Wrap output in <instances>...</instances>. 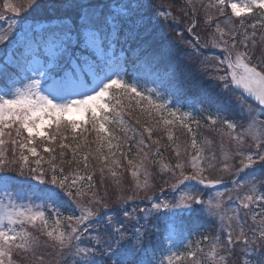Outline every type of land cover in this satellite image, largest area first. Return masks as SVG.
<instances>
[{
    "label": "snow or ice",
    "instance_id": "obj_1",
    "mask_svg": "<svg viewBox=\"0 0 264 264\" xmlns=\"http://www.w3.org/2000/svg\"><path fill=\"white\" fill-rule=\"evenodd\" d=\"M189 5L195 12L191 0ZM146 7L141 0H101L99 3L93 0H26L22 4L3 0L0 21L7 19L8 27L0 32V83L3 84L0 88V264H70L69 258L71 264H100L97 256L104 258L103 264H155L148 257L149 247L155 249L165 241H172L173 234L163 233L170 229L174 233L176 219L182 220L184 213L197 212L218 216L221 221L219 235L211 238L203 235L201 240L203 244L211 239V264H264V119H256L257 114L264 116V32L257 40L256 24L250 25L253 31L249 34L247 30L240 32L239 28H244L242 20L239 28L232 21V17L241 18L242 14L258 9L262 10L260 27L264 28V0H244L243 3L208 0L200 5L204 10V23L208 27L215 23L211 47L223 53L222 58H214L219 73L215 79L226 92L220 97L219 105L238 104L240 107L239 123L234 119H221L219 106L216 115L209 113L207 116L212 126L222 124L226 127L227 132L221 134L227 135L234 146L231 152L224 150V162L219 170L231 172L232 165L228 161L240 157L236 172L243 175L234 183L237 188H246L247 192L236 195L240 211L232 215L223 210L220 198L224 193L205 200L202 190L186 184L195 181L210 189L222 183L210 172L216 167L215 152L210 151L207 157L204 155L205 147L198 144L187 123L192 119L191 113L177 115V112L168 111L166 103L154 99V95H159L156 89L147 90L146 95L137 83L125 79V65L150 63L157 55L155 38L142 12ZM226 8L231 9L230 15H226ZM28 10L42 12L39 20L43 22L21 24L27 19L21 13ZM213 11L225 19L214 22ZM9 13L12 15L8 16ZM155 15L167 19L171 13L158 9ZM196 27L193 22L187 31L193 32ZM199 41L197 36L196 43L191 46L195 47ZM204 46L209 45L205 43ZM236 90H242L238 97L233 95ZM249 97L257 102L256 109L246 105ZM132 101L148 120L137 141L136 158L128 159L131 147L123 151L121 137L107 125L116 124L126 134L128 129L123 127V116L125 111L131 114L134 110ZM166 111L174 119L163 115ZM150 121L162 124L169 140L175 141L169 126L177 122L192 133L191 152L185 148L182 157L180 145L174 142L176 162L160 164L162 172L170 173L164 183L178 193L172 200L156 202L147 195L152 185L146 164L157 161L149 160L150 153L145 149L150 145L145 143L144 133L152 144H159V140H152L154 129ZM243 121H247L246 127ZM192 122L200 123L198 120ZM136 123H141L139 118ZM88 126L96 132L94 151L89 148L88 152L81 153V149L89 145L86 136L83 144L64 142L66 130L73 133L82 130L83 135L89 131ZM46 127L54 128V132L46 134ZM13 128L15 136L21 139L12 137ZM37 138L41 140L40 146L47 159L38 151ZM124 139L128 137L125 135ZM248 139L252 143L247 144L249 150L245 152ZM8 143L13 145L10 158L5 148ZM203 143L211 149L212 141ZM57 147L61 149L58 154ZM224 147L221 141L220 148ZM104 148L108 149L107 155ZM113 148L127 161V171L134 179V185L128 190L119 178L122 172L116 171L123 169V165L120 158H114ZM65 149L71 151L70 159H66ZM159 154L157 149L156 155ZM90 156L100 165L101 185L105 169L113 178L115 187L111 199L107 189L103 195L97 189L96 169L90 166ZM30 157L35 159L30 161ZM9 166H14L20 177H25L27 169L28 178L37 181L31 187L42 203L35 206V211L31 204H18L13 198L14 193L9 189L27 184L28 179L17 180L8 175L5 170ZM141 198L149 200L150 207H125L128 201ZM228 201H233L231 195ZM73 204L78 215L64 216L60 212L61 207ZM41 209L51 212L48 214ZM161 221L164 222L163 230ZM149 224H152L151 229ZM30 228L46 240L41 241ZM168 252L159 264H164L165 260L166 264H184L188 259L191 264H209V260L198 257V253H204L200 245L186 253L171 248Z\"/></svg>",
    "mask_w": 264,
    "mask_h": 264
},
{
    "label": "trees",
    "instance_id": "obj_2",
    "mask_svg": "<svg viewBox=\"0 0 264 264\" xmlns=\"http://www.w3.org/2000/svg\"><path fill=\"white\" fill-rule=\"evenodd\" d=\"M20 2L21 4L26 3V0H20ZM93 2L99 3L101 2V0H93ZM141 2L147 6L142 10V12L145 17V23L147 24L149 30L152 32V35L155 38V50L157 55L156 58L150 63L141 62L136 64L135 66H133L132 64L125 65L124 67L127 72L125 79L132 81L133 77H135L137 81L157 83L160 87V90H163L164 93L168 95V97H170L172 100L180 102L183 107L190 106L191 104L195 106L196 118L199 119L200 122L198 125V132L206 131V126H209L207 116L209 115V113L216 115L217 106L221 108L219 112L221 119H234L239 123L240 121L238 120V116L240 113V107L238 104L236 106L219 105L220 97L222 95H225L226 92L223 89L221 82L215 79V75H218L219 73L216 72L215 66L210 64L211 60H214V58L217 57L222 58L223 55L222 51H217L218 48L211 47L210 41L215 23H213L211 27H208L204 23L203 11L195 6L196 11L193 12L192 7L189 5V0H141ZM158 9L170 12L171 16L165 19L162 16L155 15ZM11 15L12 14L10 13L8 14V16ZM42 15L43 14L38 15L37 19L39 20V17ZM213 16L214 22L215 20L223 21L225 19V17L216 16L214 11ZM174 18L180 21L178 22L181 25L180 28L175 26V24L173 23ZM27 19L29 18L27 17ZM243 19L232 17V21L235 23L237 28H239L240 22ZM7 22L8 21H0V26H5ZM40 22L43 21L40 20ZM193 22L197 24V27L193 30V32H188L187 29ZM256 25L258 35L260 36V34L262 33L260 29L263 28L260 27V24L258 23H256ZM245 29V25L244 28H239L240 32L245 31ZM197 36L200 37L199 44L193 47L191 45L196 43ZM189 42H191V44ZM205 43H208L209 46L205 47ZM233 95L234 97H238L236 93H234ZM245 103L246 105H250L253 109L257 107L249 101H245ZM132 107L134 110L131 112V114H128V112L125 111V114L123 116V127L128 129L126 134L121 130V127L117 126L116 124L107 125L110 131H114L116 135L121 137V143H123V151L127 152L129 146L131 147V151L127 152L128 159L136 158L137 141L141 139L140 133L143 132V125L145 124V121L148 120L146 114L136 109L135 102L132 103ZM137 118L140 119V124L136 123ZM245 122L246 121H243L244 124ZM149 125L154 129L152 140H159V144H152V141L147 138V133H144L143 138L145 139V143L150 145V148L145 149V151H149L150 153L149 160L157 161V163H147L148 171L151 173L152 177L162 185L159 187L161 191V189L166 186L164 181L169 179L170 173L162 172L160 164L166 163L172 165L176 162V158L174 155L175 149L173 146L174 142L180 145V148L183 152L185 148H187L188 152H191V140L187 135L183 134L182 131L178 129H171L175 141L169 140L168 132L162 124L156 125L154 122L150 121ZM88 127L89 131L83 133V135H81L82 130H77L75 133H73L71 130H66L64 132V135L67 137V139L64 142L71 145H75L76 143L83 144L84 137L86 136L89 141V145L88 147L81 149V153L88 152L89 148L94 151L97 147V145L94 143L96 132L92 131L90 129V126ZM6 131L8 130L6 129ZM53 132L54 128L49 130L48 135H51ZM208 134L219 145L218 161H216L215 163L216 174L214 176V178H218L219 176L217 173H222L219 169L222 167V164L224 162L221 153L224 152V150H230L231 152L232 150H234V147L230 146L223 138L219 136V134ZM23 135L25 137L27 136L25 133ZM101 135H103V133ZM125 135L128 137V139L126 140L124 139ZM196 135L197 142L201 145L203 143V137L198 133ZM73 136H76V140H73ZM12 137L17 140L21 139L15 136L14 128L12 130ZM132 137H135V139H131ZM5 140H8L7 136H5ZM221 141H223L225 146L223 150L220 148ZM44 143L47 144L48 142L45 140ZM36 145L38 146V151H40L41 155L44 156L45 159H47V154L43 152L42 147L40 146L41 140L39 138L36 139ZM5 148L8 150L7 155L10 158L13 145L8 143L5 145ZM157 149L159 150V155H156ZM18 151L19 150L17 148V152ZM60 151L61 149L57 147V154ZM64 151L66 152V159H70L72 156L71 151L68 149H65ZM113 151L116 152V157L114 158L121 159L123 169H116V171L118 173L122 172V175L119 178L121 179L125 190H128L134 185V179L128 178L127 176V174L130 173L129 171H127V161L120 157V152L116 151L115 148H113ZM213 151L217 156V151ZM103 152L105 155H107L108 149L104 148ZM77 158L80 159V155H78ZM34 159L35 158L30 157V161ZM57 162H59V160ZM89 162L90 166L96 169L94 180L97 182V189L100 195H103L105 189H107L109 192L108 198L111 199V194L115 187L113 184V178L107 172V169H105L104 183L103 185H101V176L98 170L100 165L96 160H93L91 156L89 157ZM231 165L232 171L223 172L221 174V180L225 186H230L229 190H231L232 197L233 199H235V193L237 191H235L234 193V189H237V185L236 183H234V181L240 180L241 176L243 175V173L236 172V169L240 167V157H233ZM32 166L35 167L34 164H32ZM44 167L47 170V164H45ZM64 167L67 171L68 165L65 164ZM72 167L75 168L76 165H73ZM80 167L82 168V165ZM5 171L8 175L16 177L17 180L28 179L27 184L15 185L14 187L10 188L11 192H13L14 194H27L30 192L35 193L31 186L36 185L37 181L28 178L27 169H25V177H20L19 174L15 171L14 166H9V168ZM140 179L141 181H143V175L140 176ZM149 180H151L150 177ZM201 190L204 193L207 192V188L206 190ZM142 194L144 193H141V195ZM157 194L158 192L154 189L147 193V195L150 196L153 201L157 200ZM36 195L38 196V194ZM134 204H138V206L141 208H147L150 203L146 202L144 199H136L134 201H128L125 207L132 208ZM61 209H65L63 213H65L66 215L79 214L78 211H76L74 204L71 207H61ZM68 210H72V213H70ZM238 211H240V209ZM241 214L243 213L241 212ZM138 215L143 214L138 213ZM176 222L178 228L177 237L179 239L194 235L201 237L203 235H207L211 238L217 232L216 222L213 221L207 213L197 212L191 215L184 213L183 219H176ZM153 223L156 222L153 221ZM160 224L163 230L164 222L161 221ZM148 226L150 229L152 228V224H149ZM92 231L94 234V230ZM210 243L211 239L207 243L204 242L203 244H201L200 241L198 245L204 247L205 252L207 249H209ZM165 247L166 245L164 243L158 245L155 249L149 247L148 257L152 259ZM41 251L47 252L50 250L41 249ZM202 255L203 253H198V257H201ZM97 259L100 261V264H103V257L97 256ZM184 264H191V260H185Z\"/></svg>",
    "mask_w": 264,
    "mask_h": 264
},
{
    "label": "rangeland",
    "instance_id": "obj_3",
    "mask_svg": "<svg viewBox=\"0 0 264 264\" xmlns=\"http://www.w3.org/2000/svg\"><path fill=\"white\" fill-rule=\"evenodd\" d=\"M11 2L16 3V4H21L20 0H11ZM207 2H208V0H192V4H194L198 9H201L203 11V13H204V10L200 7V5H201V3H205L206 4ZM231 2L243 3L244 0H231ZM2 3H3V0L2 1L0 0V7H2ZM225 12H226V14L230 15L231 9L230 8H226ZM41 14H43V13L40 12L39 10L36 11V12H31V10L24 11V12L21 13V15L22 16H27L29 19H25V20L21 21V24H32V25H34L35 23L40 22V20L33 19V17L37 18L38 15H41ZM261 16H262V10H258V9H254L252 13L242 14L241 19L244 18L242 20V22L246 26L245 30H247V32L249 34L253 31V29L250 27V25L256 24V23L260 24ZM233 18H236V17H233ZM3 21L6 22L8 20L6 19V20H3ZM178 22H180L178 19H176V18L173 19V23L175 24V26L180 28L181 25ZM5 25H8V22ZM260 30L263 32L264 28L260 29ZM255 31L257 32V29H255ZM259 37L260 36L258 35V32H257L256 39L259 40ZM257 54H259V46H258ZM210 64L215 65V60H211ZM25 82H27V81H25ZM132 82L137 83L139 89L141 91H144L146 95L148 94L147 90L156 89L158 91L159 95L158 96L154 95V99H156L158 103H161V102L166 103L168 111L177 112V115H181V114H183L185 112L191 113V115L193 114V108L192 107L191 108H185V107L181 108L180 103H171L169 101V98L167 96H165V94L161 90H159V87H158L157 84L141 82V81H137V80H133ZM15 86L19 87L20 85L16 84ZM2 87H3V85L0 84V88H2ZM232 87L235 88L234 85ZM236 92L241 93L242 90H236ZM245 96H246V94H245ZM247 100H249L251 103H254V104L257 105V102L254 99L249 97V98H247ZM134 102L135 101H132V103H134ZM136 109L140 110L139 108H136ZM168 111L164 112L163 115L167 116L169 119H174V117L168 116ZM156 119H159V118L157 117ZM256 119H257V121L262 120V119H264V116H261V115L257 114ZM192 120H196V119L192 118L191 120H188L187 123H189V125L192 127L193 133L197 132L199 135H201L203 137V142L205 140L212 141L211 149H209L206 145H204V143L201 144V146L205 147L204 155L207 157L210 154V151L216 150L217 151V156H216L217 160L216 161H218V147H219V145L211 138V136L208 133H210V134H214V133L219 134V136L221 138H223L230 146H233V144L229 141L228 136L221 134L223 132H227L226 127L224 125H222V124H217L215 126H212L210 124V122L208 121L209 126H206V131L198 132V130H199L198 125L193 123ZM244 126H247V123ZM169 127H171V129L181 130L183 134L187 135L188 138L190 140H192V133H188L186 128L180 127L179 122H177L174 126H169ZM50 129H52V128L46 127L44 129L45 133L46 132L49 133ZM197 133H195L196 140H197V135H196ZM184 139H185V137H184ZM250 143H252V141L250 139H248L246 141V145H245V148H244L245 152H247L249 150L248 147H247V144H250ZM252 150H254V149H252ZM228 151L230 152V150H228ZM223 154H224V152L221 153L222 156H223ZM174 155H175V151H174ZM182 157H183V151H182ZM175 158H176V156H175ZM232 159H230L228 161V163L231 164L232 163ZM216 161L214 163H216ZM146 166L148 168L147 164H146ZM210 172H211V175L214 177L215 174H216L215 168L211 169ZM222 173H219V172L217 173L218 176H219L218 177L219 179H221V174ZM127 176H128V178H133L130 173H128ZM150 178H151L150 183L152 185V190L154 189V190H156L158 192L157 198H159V200H154V201L159 202V201H162V200H172L173 196L178 194V193L174 192L168 186V184H165L166 186L163 188V191H160L159 187L162 186V185L156 179H154L152 177V175L150 176ZM244 183H247V181L245 180ZM186 184L189 185V186L196 185L197 189L207 188L204 185L196 184L195 181H187ZM181 187L183 188L184 186H181ZM187 190L190 191L191 188L189 187ZM204 190H206V189H204ZM235 191H237V192L235 193ZM246 192H247L246 188H237V189L235 188L234 189V193L236 195L239 194V195L242 196V195L246 194ZM217 193H224V196L222 198H220V199H222V201H223V205H224V209L223 210H224V212L227 215H232V213L234 211H238L239 210L238 201H236V200H233L232 202L228 201V196L229 195L232 196V193H231V190H229L227 187H225L223 182L211 187L210 189L207 188V192L206 193L202 192V195H204V199L207 200L209 196L216 197ZM0 194H2V192H0ZM143 195L144 194H142L141 196H143ZM13 198L16 200V202L18 204H22V205H25V206L31 204L33 206V210L34 211L36 210L35 206L42 203V200L39 197H36L33 193H29V194H26V195L18 194V195H14ZM140 200H143V199L141 198ZM144 200L146 202H149V200H146V199H144ZM6 202L7 201L5 200V203ZM137 206H138V204H134L133 205V207H137ZM148 207H150V204L148 205ZM41 210L46 211V213H48V214H50V212H51L50 209H41ZM59 210L62 213L61 208ZM161 212L163 213L164 210L162 209ZM209 217L213 221L216 222V224H217V232H216L215 235H219L220 234V225H221V221H220L219 217L218 216H211V215H209ZM225 223H227V218H225ZM249 223H251V220H249ZM29 230L32 231L34 235L40 236L39 232H37L35 229H31L30 228ZM177 230H178V228L176 227L175 230H174V233H173V230H171V229L169 231L165 232L164 235L173 234V239H172V241H165L164 244L166 245V247L164 249H162L158 254H156L152 258V260L155 262V264H159V262L161 260H164V258L169 254V252H168L169 248H171V250L175 251V252L186 253L189 250H194L195 247L202 240V237L201 236H197V235L187 236V237H184L182 239H179L177 237V234H178ZM40 239H41V241H44L45 237L44 236H40ZM209 256H210V249H207L203 253V255L201 257H199V258H202L204 260H209V264H211ZM254 259H255V257H254ZM69 260H70V264H71V258H69ZM164 264H166V260H165Z\"/></svg>",
    "mask_w": 264,
    "mask_h": 264
},
{
    "label": "bare ground",
    "instance_id": "obj_4",
    "mask_svg": "<svg viewBox=\"0 0 264 264\" xmlns=\"http://www.w3.org/2000/svg\"><path fill=\"white\" fill-rule=\"evenodd\" d=\"M7 27H8V25H5V26H0V31H4V30H6V29H7Z\"/></svg>",
    "mask_w": 264,
    "mask_h": 264
}]
</instances>
